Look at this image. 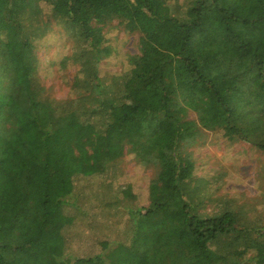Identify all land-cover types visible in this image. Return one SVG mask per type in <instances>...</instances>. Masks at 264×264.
<instances>
[{
    "label": "trees",
    "instance_id": "obj_1",
    "mask_svg": "<svg viewBox=\"0 0 264 264\" xmlns=\"http://www.w3.org/2000/svg\"><path fill=\"white\" fill-rule=\"evenodd\" d=\"M40 2L73 37L70 60L86 74L89 94L55 101L40 84L34 43L50 23ZM171 9L165 0H0V264H264V227L226 209L198 214L190 193L194 163L180 152L199 129L221 130L226 140L264 152V0H190L182 17ZM113 20L139 36L138 54L127 61L151 104L141 113L124 103L128 96L105 100L98 63L111 50L101 32ZM73 86L81 88L78 80ZM89 132L113 151L114 140L138 142L133 154L155 174L148 207L128 213V244L72 256L49 221L64 217L59 197L72 174L106 169L109 160L82 141ZM49 171L58 178L54 191L32 188L41 222L21 234L35 221H22L20 189L35 177L44 185ZM220 241L224 246L213 247Z\"/></svg>",
    "mask_w": 264,
    "mask_h": 264
},
{
    "label": "rangeland",
    "instance_id": "obj_2",
    "mask_svg": "<svg viewBox=\"0 0 264 264\" xmlns=\"http://www.w3.org/2000/svg\"><path fill=\"white\" fill-rule=\"evenodd\" d=\"M165 1L172 8L173 15L182 17L190 0ZM40 7L43 20H50L49 30L34 43L40 84L55 101H72L89 94L83 84L86 74L82 75L78 65L70 60L75 43L73 37L50 17L49 4L40 2ZM101 33L105 45L111 50L110 56L98 63L99 80L107 93L105 100L115 101L125 95L129 98L124 103L132 105L131 110L135 107H139L138 113L147 110L151 107L150 101L148 98L143 101V88L133 81L127 61L128 55L138 54V34L127 32L118 20L103 25ZM123 78H126L127 86L123 85ZM75 80L81 88L73 86ZM143 105L146 109L142 108ZM123 112L116 109L114 115L121 117ZM94 119L91 124L98 132L102 119L100 116ZM188 119L196 120V117L189 112ZM99 136L89 132L82 141H88L87 149L100 161L109 160L105 171L89 177L72 174L71 185H62L67 195L59 197L64 217L53 216L49 221L50 229L61 233L67 248L73 250L70 251L72 256L94 252L99 247L108 246L110 249L118 244H128L131 239L128 213L143 211L149 205V184L155 169L141 164L133 154L138 142L129 145L126 140H114L119 146L113 151L107 146V140L100 141ZM52 146L56 148L55 143ZM180 152L194 163L190 193L199 215L209 216L226 209L237 214L241 222L264 227V152L245 141H228L218 129H199L193 140L182 145ZM55 166L52 161L49 169L54 170ZM53 175L47 172L44 185L35 177L31 187L20 189V203L26 213L22 221H35L33 225L25 224L21 234L33 233L43 214V207H39L33 197L32 188L40 184L42 193L48 186L54 191L58 178ZM49 206L52 208L53 201ZM65 216L72 221L67 224ZM214 245L224 246L222 241Z\"/></svg>",
    "mask_w": 264,
    "mask_h": 264
}]
</instances>
